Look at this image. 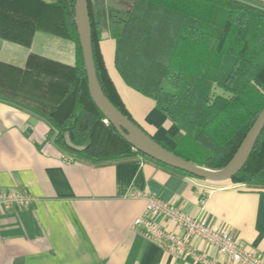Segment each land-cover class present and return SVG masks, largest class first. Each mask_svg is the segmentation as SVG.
Here are the masks:
<instances>
[{"label": "trees", "instance_id": "16d2710c", "mask_svg": "<svg viewBox=\"0 0 264 264\" xmlns=\"http://www.w3.org/2000/svg\"><path fill=\"white\" fill-rule=\"evenodd\" d=\"M88 1L97 75L108 99L140 126L107 69L100 48L105 32L116 42L115 65L124 82L178 129L172 147L146 132L189 162L225 167L264 110V11L238 0ZM75 4L0 0V42L30 48L41 32L73 42L77 56L74 66L35 54L24 68L0 61V99L47 119L55 142L70 155L94 163L145 156L105 124L90 95ZM231 181L264 185V131Z\"/></svg>", "mask_w": 264, "mask_h": 264}, {"label": "crops", "instance_id": "0c3cea01", "mask_svg": "<svg viewBox=\"0 0 264 264\" xmlns=\"http://www.w3.org/2000/svg\"><path fill=\"white\" fill-rule=\"evenodd\" d=\"M238 1L264 11V0ZM100 48L132 117L172 147L178 129L153 100L124 82L109 32ZM31 54L67 66L77 61L73 42L46 33H36L30 48L0 42L3 63L24 68ZM128 100L138 105L136 115ZM10 192L25 193L32 202L23 210H0V264H195L163 251L135 229L136 218L146 215L148 195L174 203L264 255V185L208 182L145 156L90 162L64 152L47 119L0 99V193ZM217 258L229 264L227 257Z\"/></svg>", "mask_w": 264, "mask_h": 264}, {"label": "built area", "instance_id": "2783aa9c", "mask_svg": "<svg viewBox=\"0 0 264 264\" xmlns=\"http://www.w3.org/2000/svg\"><path fill=\"white\" fill-rule=\"evenodd\" d=\"M105 124L110 123L105 120ZM31 202L32 197L25 193H0L2 211L23 210ZM134 227L163 251L195 264H225L218 255L227 257L229 264H264V255L244 246L232 233L195 219L154 195L146 197V215L136 218Z\"/></svg>", "mask_w": 264, "mask_h": 264}, {"label": "water", "instance_id": "95a60500", "mask_svg": "<svg viewBox=\"0 0 264 264\" xmlns=\"http://www.w3.org/2000/svg\"><path fill=\"white\" fill-rule=\"evenodd\" d=\"M74 21L82 48L90 95L106 120L116 128L126 141L145 156L208 182L231 181L241 172L264 131V110L260 113L234 157L225 167L219 170H211L189 162L164 148L145 130L126 117L105 95L97 75L88 0H76Z\"/></svg>", "mask_w": 264, "mask_h": 264}, {"label": "rangeland", "instance_id": "374dc122", "mask_svg": "<svg viewBox=\"0 0 264 264\" xmlns=\"http://www.w3.org/2000/svg\"><path fill=\"white\" fill-rule=\"evenodd\" d=\"M120 89H121V86H120ZM217 93L223 94V91L217 90ZM128 104L130 106L131 112L136 115L138 113V105L133 103L131 100H128Z\"/></svg>", "mask_w": 264, "mask_h": 264}]
</instances>
